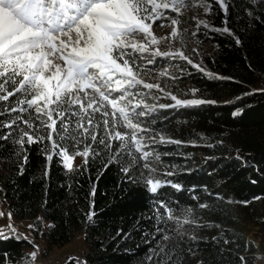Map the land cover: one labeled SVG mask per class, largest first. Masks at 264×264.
I'll list each match as a JSON object with an SVG mask.
<instances>
[{"label": "trees", "instance_id": "trees-1", "mask_svg": "<svg viewBox=\"0 0 264 264\" xmlns=\"http://www.w3.org/2000/svg\"><path fill=\"white\" fill-rule=\"evenodd\" d=\"M227 3V13L213 4L214 21L203 33L207 49L198 56L203 71L187 66L183 73L189 89L206 102L161 108L175 105L172 99L161 100L144 118L152 130L148 135L156 137L150 147L160 156L152 167L161 180L171 181L158 194L147 191L141 173L147 176L148 170H137L142 162L135 167L127 157L109 162L112 154L102 148L87 165L82 162L69 172L56 156L46 161L47 140L43 145L25 144L27 163L21 173L18 145L0 141V201L15 218L35 226L31 239L12 233L0 238V264H23L26 249L40 246V240L49 249H63L78 233L88 249L84 264H153L148 256L156 257L152 249L160 242L156 199L169 202L176 215L191 208L196 222L182 230L195 241L180 240L169 231L170 239L163 242L172 248L175 264H242L240 257L244 264H258L264 257V240L249 235L256 228L264 232V91L255 89L264 78V23L248 13L264 20V4ZM224 27L234 36L216 30ZM160 137L179 143L161 142ZM124 166L130 168L127 176ZM168 171L173 175H164ZM90 213L94 215L89 221ZM168 227H173L171 221Z\"/></svg>", "mask_w": 264, "mask_h": 264}, {"label": "snow or ice", "instance_id": "snow-or-ice-1", "mask_svg": "<svg viewBox=\"0 0 264 264\" xmlns=\"http://www.w3.org/2000/svg\"><path fill=\"white\" fill-rule=\"evenodd\" d=\"M259 3L264 4V0ZM213 4L224 13L229 10L227 0H0V102L16 97L10 104L0 103V117L6 114L11 117L7 121L0 119V130H10L0 134V141L10 140L18 145L21 173L23 164L27 163L25 144L43 145L47 140L46 161L50 163L56 156L69 172L73 171L77 156L83 157L87 165L89 157L98 155L97 150L102 148L112 154L109 162L118 157L129 158L133 167L142 162L137 170H148L147 176L143 173L141 176L151 194L156 195L171 184L161 180L152 167L151 162L159 161L160 156L150 147L156 137L148 135L152 130L145 126L144 119L156 110V105L145 102L146 98L153 89L161 92L164 89L158 83H147L141 76L151 71L147 66L155 65L157 57H179L191 64L182 50L162 51L160 45L164 41L169 45L182 43L187 29L182 30L181 23L189 19L187 13L196 10L207 16ZM248 14L257 23H264L253 12ZM190 19L196 21L197 29L208 27L206 20L197 15ZM154 25L171 31L166 37H157ZM216 30L234 36L227 27ZM234 38L239 44V38ZM159 75L177 78L167 69ZM141 88L149 91L143 92ZM167 95L175 105L159 107H187L206 102ZM13 113L16 115L12 116ZM97 114L101 119H96ZM119 128L126 131L121 132ZM42 129L47 130L45 134L41 133ZM159 139L179 143L165 141L164 137ZM121 170L127 176L130 168L124 166ZM164 175L171 176L173 172ZM199 206L207 207L206 204ZM182 211L183 216L176 215V208L169 202L154 200V218L158 225L155 231L160 234V242L152 249L156 257L148 256L153 264L157 261L175 264L172 248L163 243L170 239L169 231L180 240L197 239L184 235V225L196 222L191 218V208ZM93 215L90 213L87 219L92 220ZM8 216L10 220L11 213ZM169 221L173 227H168ZM160 224L165 227H159ZM34 227L29 225L30 229ZM9 228L15 236V227L10 224ZM0 238L9 236L0 230ZM33 246L38 250V245ZM35 258L36 252L31 253L26 264ZM240 259L244 264V258Z\"/></svg>", "mask_w": 264, "mask_h": 264}, {"label": "rangeland", "instance_id": "rangeland-1", "mask_svg": "<svg viewBox=\"0 0 264 264\" xmlns=\"http://www.w3.org/2000/svg\"><path fill=\"white\" fill-rule=\"evenodd\" d=\"M213 14V9L212 12L207 16H204L202 12H197L196 10L189 11L187 13L189 19H186L181 23V29H187L182 37V43L172 42L169 45L168 41L162 42L160 45L162 51L177 49L182 50L185 56H187L192 61V63L189 64L186 60L180 59L179 57H157V62L155 65H148L147 68L151 71H149L147 75L142 74L141 78H143L147 83H158L161 88L164 89V91L161 92L153 89L155 91H152L151 95L146 98L145 102L147 104L157 106L161 100L171 99L167 93H171V95L176 96L177 99L180 100L198 99L196 97L197 92L193 89H189L188 84L185 83L183 73L187 72V66H192L195 68V65H199V69L201 68L200 63H198V56L201 52L207 49L205 44V35L203 33L206 32V29H208L211 26V23L214 21ZM193 15H197L199 19L206 20L208 27L201 26L197 29L196 21L190 19V17ZM157 23H159V21ZM153 30L157 37H166L171 31V29L168 27L157 28L155 25L153 26ZM193 32H195V35L192 34ZM164 69H167L171 75H174L177 78L171 79L169 76H160L159 73ZM255 89H264V78L255 85ZM141 91L148 92L149 90L142 89ZM96 119H101L99 114L96 115ZM69 130L71 131V129ZM119 130L121 132L126 131L124 128H119ZM82 162L83 157L77 156L74 161L73 170L80 166ZM0 213H3V215H0V230H3L5 234L12 233L11 229L9 228V225L11 224L15 227L16 234L18 236H21L22 238L26 237V239L32 238V229L29 228L30 224L26 221L23 222L18 220L13 214H11V219L9 220L8 214L11 212L1 201ZM259 230V228L253 229L249 236L258 241L264 240V232H259ZM87 250L88 249L84 241V235L81 233H78L75 236L73 242L63 249H49L46 242L40 240V246L38 250L35 247L26 249V259H24L23 264H26L27 258L33 252H36V258L31 262V264H70V262H74V264H84ZM258 264H264V257H259Z\"/></svg>", "mask_w": 264, "mask_h": 264}]
</instances>
